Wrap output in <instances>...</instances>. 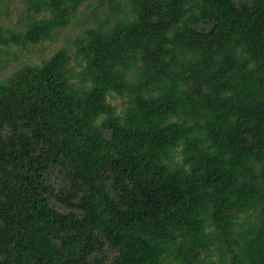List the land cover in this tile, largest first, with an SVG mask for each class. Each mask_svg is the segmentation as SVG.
<instances>
[{"label": "trees", "instance_id": "16d2710c", "mask_svg": "<svg viewBox=\"0 0 264 264\" xmlns=\"http://www.w3.org/2000/svg\"><path fill=\"white\" fill-rule=\"evenodd\" d=\"M21 2L0 264H264V0Z\"/></svg>", "mask_w": 264, "mask_h": 264}, {"label": "rangeland", "instance_id": "374dc122", "mask_svg": "<svg viewBox=\"0 0 264 264\" xmlns=\"http://www.w3.org/2000/svg\"><path fill=\"white\" fill-rule=\"evenodd\" d=\"M106 1V0H103ZM97 8L100 11L105 7V2H97ZM23 9V3L21 0H5L0 4V27L15 29L18 27L17 20ZM78 20L82 21L89 18L90 10L87 9L86 4L79 10ZM103 13V12H102ZM91 17V15H90ZM90 19V18H89ZM103 17L101 16L100 20ZM85 26L83 24H69L67 27L59 30V38L56 41L37 44L35 46H30L28 49H21L18 47H13L9 49V54H1L0 51V79L11 74L20 65L26 62L38 63L43 57L49 56L53 51L59 48L61 45H66L68 38H72L75 33H79L83 30ZM118 103V101H115ZM57 188L56 190L60 189Z\"/></svg>", "mask_w": 264, "mask_h": 264}]
</instances>
